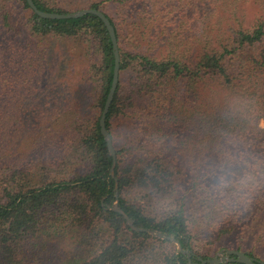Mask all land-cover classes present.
Instances as JSON below:
<instances>
[{
  "label": "trees",
  "instance_id": "obj_1",
  "mask_svg": "<svg viewBox=\"0 0 264 264\" xmlns=\"http://www.w3.org/2000/svg\"><path fill=\"white\" fill-rule=\"evenodd\" d=\"M76 1L34 0L56 12ZM80 1L106 14L118 43L105 114L118 204L136 225L173 235L189 253L131 229L109 208L115 180L99 118L114 55L103 20L92 12L42 17L26 0H0V264H201L215 254L197 250L196 237L217 250L224 235L264 217V10L193 55L156 50L172 32L163 17L175 1ZM18 5L27 10L21 25L12 19ZM50 39L75 42L80 76L52 104L45 90L39 96L54 56ZM165 196L171 209L148 208ZM229 247L264 260L244 244Z\"/></svg>",
  "mask_w": 264,
  "mask_h": 264
},
{
  "label": "rangeland",
  "instance_id": "obj_2",
  "mask_svg": "<svg viewBox=\"0 0 264 264\" xmlns=\"http://www.w3.org/2000/svg\"><path fill=\"white\" fill-rule=\"evenodd\" d=\"M178 5L170 13L160 14V18L172 19L168 23V29H172L170 34H165V40H159L156 46L157 51L166 52L172 50L175 52H185L188 54H198L204 46L218 42L223 34L229 29L230 25L237 24L238 20L243 21L244 25H249L260 11L264 10V0H172ZM78 0L72 4L74 10L87 7L85 4H80ZM19 6V5H18ZM12 10V19L17 25H21L24 21L27 10L20 6H14ZM48 44H52L54 56L50 60L48 66L49 76L44 79V88L40 93L43 96L44 90L46 95H52V101L56 102V96H59L63 87L68 90L80 81L78 75V47L74 41L48 40ZM67 51V53H65ZM88 53L93 54V47L88 48ZM65 54H68L67 56ZM88 55V54H87ZM66 59V61L64 60ZM55 74V75H54ZM63 81L65 82L62 85ZM38 90L35 88L28 93L31 97V102ZM47 100V97L45 98ZM53 109V107L51 108ZM259 125H264L263 120L258 121ZM75 163L67 168V171H73ZM148 208L153 212L169 210L174 206L171 196L152 198L146 202ZM241 243L245 246L254 248L260 251L264 256V217L258 216L255 222L247 229H238L236 232L224 235L220 244L222 248H231L229 245ZM195 248L199 251L213 252L216 254V246L205 238L199 235L194 239ZM59 248H67L62 243L58 244ZM220 247V248H221ZM60 250L56 247L52 249L51 257H57ZM262 260V258H261ZM264 261V260H263Z\"/></svg>",
  "mask_w": 264,
  "mask_h": 264
},
{
  "label": "water",
  "instance_id": "obj_3",
  "mask_svg": "<svg viewBox=\"0 0 264 264\" xmlns=\"http://www.w3.org/2000/svg\"><path fill=\"white\" fill-rule=\"evenodd\" d=\"M26 1H27L28 5L31 7V9L42 17H49V18L77 17V16L83 15L84 13L92 12L94 14H97L103 20V22H104V24L108 30V33L110 35V38H111L113 55H114L112 79H111V83H110V86H109V89H108V92H107V95H106V98L104 101V105H103V108H102V111L100 114V118H99L100 131L103 134V137L106 141L108 150L112 156V162L110 165V173L114 177V180H115L114 193H115L116 199L113 201L112 205L109 206V208L120 212L124 216L127 225L131 229L136 230V231H146V232L153 234L155 236L170 239L176 244V246L180 252L189 253V251L184 249L181 246L179 240L177 238H175L173 235L163 233L157 229L136 225L134 223V219L130 215H128L118 204V199H117L118 184H117V178L114 175V166L116 163V151H115V148H114V145L112 142L111 134L105 125V114H106V112L110 106L111 100L113 98V94H114V91H115V88L117 85L118 75H119V49H118V43H117V38H116V34H115V29H114V26L112 25L110 19L99 8L83 7V8L71 10L68 12H56V11L43 10V9L38 8L37 5L35 4L34 0H26ZM199 260L201 261V264H224L227 261H238V262H242L245 264H264L263 260H256L253 256L245 253L241 249L222 248V247L217 250V252L214 256L208 257V258L199 257Z\"/></svg>",
  "mask_w": 264,
  "mask_h": 264
}]
</instances>
